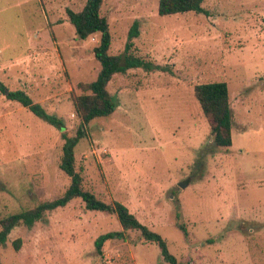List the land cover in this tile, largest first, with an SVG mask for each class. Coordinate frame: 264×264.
<instances>
[{"label": "rangeland", "instance_id": "1", "mask_svg": "<svg viewBox=\"0 0 264 264\" xmlns=\"http://www.w3.org/2000/svg\"><path fill=\"white\" fill-rule=\"evenodd\" d=\"M86 0H0V82L25 90L75 136L81 120L72 91L97 79L94 34L78 38L67 8ZM205 11L161 15L159 0H104L111 54L132 52L166 70L117 73L108 84L117 108L92 120L76 146L84 187L127 205L161 234L179 261L264 264V0H203ZM225 80L233 144L218 147L195 96ZM63 131L0 92V218L61 196ZM115 213L77 198L32 227L13 228L0 264H170L156 242L122 231ZM21 239L17 248L16 240Z\"/></svg>", "mask_w": 264, "mask_h": 264}, {"label": "trees", "instance_id": "2", "mask_svg": "<svg viewBox=\"0 0 264 264\" xmlns=\"http://www.w3.org/2000/svg\"><path fill=\"white\" fill-rule=\"evenodd\" d=\"M104 0H86L84 7L80 10L67 8L68 20L75 26L76 34L80 39L99 34L100 40L94 47L96 58L101 63V70L97 79L90 83L80 82L77 91H72V100L75 113L81 120V126L77 129L75 136L67 134L66 124L56 115L47 113L46 109L28 94L25 90H11L0 82V92L9 100L17 101L24 107L29 108L34 114L40 116L50 124L63 131V154L61 169L71 177V183L67 190L59 197L45 201L37 206L12 213L0 218V245L7 242L8 236L14 227L25 225L32 227L47 212L57 208L65 207L74 199L80 198L88 210L115 213L122 224V231H112L100 236L96 241L97 252L103 253V246L107 240L122 238L127 230H137L146 241L156 242L160 248L163 258L170 264H192L182 262L172 254L168 248L166 239L158 232L152 230L148 225L141 222L132 213L127 205L120 201L107 202L99 198L94 192L84 187L83 176L76 167V146L85 137V126L99 117H106L114 113L117 103L108 89V84L117 73H126L131 68L145 67L148 70L166 67L154 64L143 56L132 52V40L140 34V22L135 21L131 26L125 51L122 54H111L109 52L112 44V34L109 20L102 14ZM203 0H159V13L161 15L196 12L202 13L205 8ZM195 96L200 102L202 111L211 127L214 141L218 147H230L233 144L232 117L233 108L230 101L228 82L215 80L197 84L194 88ZM21 239L16 240L19 248Z\"/></svg>", "mask_w": 264, "mask_h": 264}]
</instances>
